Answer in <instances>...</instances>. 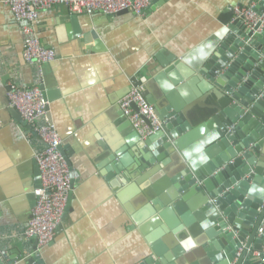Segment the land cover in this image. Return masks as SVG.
<instances>
[{
    "label": "crops",
    "instance_id": "0c3cea01",
    "mask_svg": "<svg viewBox=\"0 0 264 264\" xmlns=\"http://www.w3.org/2000/svg\"><path fill=\"white\" fill-rule=\"evenodd\" d=\"M252 3L262 8L260 0H156L144 16L131 11L74 13L57 5L40 11L36 23L40 41L52 47L57 58L30 64L23 58L20 24L6 0H0V264H210L209 252L223 254L218 237L196 243L188 231L195 224L190 219L181 221L177 234L164 225L147 193L156 196L151 185L178 172L176 158L165 170L152 163L150 178L144 174L142 163L149 152L128 143L135 132L119 101L129 92L132 77H146L141 86H149L151 99L161 108L167 109L173 98L181 101L183 116L173 118L177 120L171 130H192L187 146L202 145L196 154L205 166L213 163L225 149L219 138L209 139L212 127L200 126L215 101L211 83L199 70H186L194 68L200 55L220 56L212 42L222 27L220 16L230 7ZM167 56L188 62L179 72L182 81L173 85L164 74L159 86L154 77L164 70L157 57ZM11 82L43 89L49 101L47 117L61 135L72 173L61 225L54 240L41 247L25 228L40 182L35 153L44 144L10 107ZM262 151L258 157L264 173V144ZM255 239L247 258L259 264Z\"/></svg>",
    "mask_w": 264,
    "mask_h": 264
},
{
    "label": "water",
    "instance_id": "95a60500",
    "mask_svg": "<svg viewBox=\"0 0 264 264\" xmlns=\"http://www.w3.org/2000/svg\"><path fill=\"white\" fill-rule=\"evenodd\" d=\"M126 12L129 11L122 10L118 14ZM219 21L222 27L217 30L212 42L220 56L216 53H210L207 57L200 55V60L192 66L194 68L186 72L199 70L211 83V94L215 101L204 121L205 125L200 126L212 127L213 133L209 139L219 138V145L225 151L213 163L205 166L203 159L196 154L202 145L187 146V139L193 131L184 134L186 126L171 130V123H176V118L183 116V112H180L181 101L173 98L167 109L161 108L151 99L153 94L148 90V85L143 94L154 106L163 125L156 133L143 138L142 142L141 136L131 126L135 133L131 134L128 143L135 142L149 152L146 156L149 159L142 163L145 166L143 172L149 178L152 163L158 162L160 168L165 170L176 158L178 172L169 175L164 183L151 185L149 190L156 196L147 193L170 231L177 234L181 221L187 223L190 219L195 224L188 231L196 243L202 238L220 239L223 254L209 252L210 264H252L247 256L254 239L258 236L255 239V249L258 251L262 250L264 241V173L260 163L262 158L258 157L263 152L264 144V32L254 33L250 30L242 19L234 16L233 7L228 8ZM157 58L164 70L161 75L153 76L159 86L164 74L172 79L173 85L183 80L179 72L185 69L187 58ZM202 66L205 69H201ZM146 79L132 77L130 89L146 83ZM161 89L164 92L168 90L164 86ZM170 92L174 93V90ZM14 112L21 115L15 109ZM249 120H253L250 131L246 126ZM46 121L51 122L48 117ZM59 150L67 161L62 144ZM164 153L168 159H163ZM119 168L120 164L116 169ZM153 197L156 199L153 200ZM192 198L194 204L190 202ZM197 207L198 211L193 213L191 210ZM239 209L241 213L237 214ZM260 228H263L262 233ZM190 243L187 241V244ZM200 244L204 245V242ZM157 246L153 245V248L159 254ZM212 246L218 249L217 243ZM166 256L171 258V254ZM258 262L261 264L259 256Z\"/></svg>",
    "mask_w": 264,
    "mask_h": 264
},
{
    "label": "built area",
    "instance_id": "2783aa9c",
    "mask_svg": "<svg viewBox=\"0 0 264 264\" xmlns=\"http://www.w3.org/2000/svg\"><path fill=\"white\" fill-rule=\"evenodd\" d=\"M154 0H6L23 35V58L30 64H43L54 61L57 53L52 47L45 46L36 32V23L40 11L53 10L63 5L74 13L114 15L122 10L144 16ZM257 3L234 7V16L240 18L246 26L255 32H264V0ZM7 98L11 108L20 112L23 120L32 126L34 134L43 142L44 147L35 153V162L39 171V186L35 189V203L25 228V234L37 240L41 247L52 242L61 225L67 209L72 189L71 169L59 150L62 138L56 125L46 121L49 101L39 85L21 86L15 82L9 84ZM122 113L142 138L159 131L163 120L157 114L143 94V87L136 86L119 101ZM260 233L263 228H260ZM6 254V251H2ZM261 264H264V241L262 250L257 252Z\"/></svg>",
    "mask_w": 264,
    "mask_h": 264
},
{
    "label": "flooded vegetation",
    "instance_id": "af4514ba",
    "mask_svg": "<svg viewBox=\"0 0 264 264\" xmlns=\"http://www.w3.org/2000/svg\"><path fill=\"white\" fill-rule=\"evenodd\" d=\"M144 90V89H143Z\"/></svg>",
    "mask_w": 264,
    "mask_h": 264
}]
</instances>
